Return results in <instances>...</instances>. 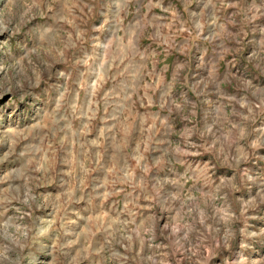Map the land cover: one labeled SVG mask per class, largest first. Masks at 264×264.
Masks as SVG:
<instances>
[{
	"label": "clouds",
	"instance_id": "1",
	"mask_svg": "<svg viewBox=\"0 0 264 264\" xmlns=\"http://www.w3.org/2000/svg\"><path fill=\"white\" fill-rule=\"evenodd\" d=\"M0 264H264V0H0Z\"/></svg>",
	"mask_w": 264,
	"mask_h": 264
}]
</instances>
